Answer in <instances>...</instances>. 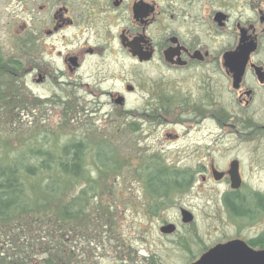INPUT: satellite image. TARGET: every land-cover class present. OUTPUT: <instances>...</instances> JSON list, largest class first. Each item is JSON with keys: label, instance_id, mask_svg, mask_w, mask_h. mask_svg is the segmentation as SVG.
<instances>
[{"label": "rangeland", "instance_id": "rangeland-1", "mask_svg": "<svg viewBox=\"0 0 264 264\" xmlns=\"http://www.w3.org/2000/svg\"><path fill=\"white\" fill-rule=\"evenodd\" d=\"M35 4L36 0H0V159L13 158L16 149L57 153L73 142L82 143V174L72 179L70 187L59 186L57 200L70 201L78 198L82 189L90 188L88 202L85 217L79 218L73 232L65 236L60 259L67 264H191L202 248L232 238L238 230L252 234L264 228L261 216L241 222L229 218L218 203L226 185L215 186L208 179L202 182L198 178V166L207 168L211 160L222 168L234 157L243 161L249 158L248 144L232 130L236 120L226 103L220 105L227 115L213 119L192 115L177 119L156 113V117L144 120L119 115V107L114 109L109 103L108 93H119L124 83L135 87L140 79L157 83L158 73L148 67L109 72L116 78L96 87L95 96L88 94L92 88L74 89L68 81L39 86L36 73L21 66V24L26 16L29 29L32 23L34 26ZM81 74L87 77L92 72ZM75 90L85 105L71 101ZM9 95L15 98L11 100ZM145 96L141 92L128 98L126 111L142 110L140 100ZM13 100L23 110L16 121ZM94 102L100 104L99 111H90ZM98 149H106L108 163L99 162ZM36 160L29 156L28 162L35 164ZM154 172L167 181L166 189L151 187ZM252 176L246 179L248 192L262 185L258 175ZM42 179L34 178L30 183L35 186ZM178 181L184 187L177 188ZM36 202L34 195L32 204ZM181 210L192 215L190 223L182 222ZM5 222L0 220V228H11ZM19 224L34 232L41 227L30 225V219ZM166 225H173L175 230L162 233L160 229ZM23 233L19 231L21 236ZM4 241L0 234V251Z\"/></svg>", "mask_w": 264, "mask_h": 264}, {"label": "flooded vegetation", "instance_id": "flooded-vegetation-1", "mask_svg": "<svg viewBox=\"0 0 264 264\" xmlns=\"http://www.w3.org/2000/svg\"><path fill=\"white\" fill-rule=\"evenodd\" d=\"M35 15L31 29L26 16L22 20L21 66L36 73L39 86L68 81L74 89L92 88L88 94L95 96L96 87L116 78L109 72L148 67L159 81L140 79L135 87L124 83L119 93H108L109 103L119 107L112 112L144 120L156 113L213 119L227 115L220 105L226 103L249 158L234 157L222 168L211 160L207 168L198 166V178L226 185L218 203L229 218L261 216L264 223V0H36ZM85 71L92 74L84 77ZM141 92L143 109L129 114L128 98ZM75 93L71 101H83ZM93 110L100 104L94 102ZM253 174L262 185L248 192L246 179ZM243 231L202 248L191 264L232 242L236 261L264 264V228Z\"/></svg>", "mask_w": 264, "mask_h": 264}, {"label": "trees", "instance_id": "trees-1", "mask_svg": "<svg viewBox=\"0 0 264 264\" xmlns=\"http://www.w3.org/2000/svg\"><path fill=\"white\" fill-rule=\"evenodd\" d=\"M10 90L13 94L14 88ZM9 98L12 100L15 96ZM12 102L16 121L23 110L14 100ZM14 153L11 159H0V220L11 226L0 228V234L5 237L0 251V264H67L59 258L65 251V236L73 232L79 218L85 217L83 210L87 206L86 196L90 188H81L78 198L70 201L62 198L57 200L60 197L58 191L61 184L70 187L72 179L82 174L81 162L85 149L81 142H73L57 153L39 148L29 153L16 149ZM29 156L37 159L35 164H29ZM97 156L102 164L108 163L106 149H98ZM38 177L43 179L32 186L30 180ZM149 183L154 189H166L168 185L162 175L155 176V172ZM175 185L177 188L184 187L179 181ZM30 191L32 195L29 197ZM34 195L36 204H32ZM29 219L30 225L36 223L41 226L39 232L19 224ZM19 231L24 232L22 236ZM35 256H42V259L38 260Z\"/></svg>", "mask_w": 264, "mask_h": 264}, {"label": "water", "instance_id": "water-1", "mask_svg": "<svg viewBox=\"0 0 264 264\" xmlns=\"http://www.w3.org/2000/svg\"><path fill=\"white\" fill-rule=\"evenodd\" d=\"M244 66L245 63H243L241 66H239L236 69V73L239 75V77L242 75L244 71ZM118 102L119 101H117V103ZM232 167H234V163L232 164ZM232 184L233 187L235 188L237 187V183H235L234 179H232ZM181 217L183 223H190L192 221V215L185 210L181 211ZM174 230L175 228L173 225H166L160 229V231L164 234L172 233ZM236 247H237L236 244H234L233 242L225 246L215 247L213 250L209 251L199 261H197L194 264H244L243 262L236 261L234 259V257L236 256L233 254V252L234 249L237 250Z\"/></svg>", "mask_w": 264, "mask_h": 264}]
</instances>
